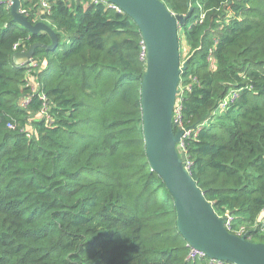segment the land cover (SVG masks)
Instances as JSON below:
<instances>
[{"label": "trees", "instance_id": "obj_1", "mask_svg": "<svg viewBox=\"0 0 264 264\" xmlns=\"http://www.w3.org/2000/svg\"><path fill=\"white\" fill-rule=\"evenodd\" d=\"M161 1L187 16L174 122L179 110L175 131L190 136L179 152L216 214L233 218L231 232L264 243V0ZM21 7L59 45L37 51V68L18 67L16 44L26 52L51 39L0 4V264H211L189 258L146 154L137 24L108 3Z\"/></svg>", "mask_w": 264, "mask_h": 264}, {"label": "water", "instance_id": "obj_2", "mask_svg": "<svg viewBox=\"0 0 264 264\" xmlns=\"http://www.w3.org/2000/svg\"><path fill=\"white\" fill-rule=\"evenodd\" d=\"M117 6L137 24L146 50V71L141 85L143 131L146 154L153 172L163 180L174 200L180 234L194 250L210 260L231 264H264V243H253L247 234L229 232L227 217L216 214L214 206L187 169V156L179 152L189 129H178L174 114L181 76L187 70L182 63L179 28L187 16L175 15L161 0H104ZM14 23L33 36L46 34L49 46L36 43L26 52L13 55L18 67L30 65L39 49L54 51L57 34L44 22L31 24L20 13L21 0H12ZM232 216V214H230Z\"/></svg>", "mask_w": 264, "mask_h": 264}, {"label": "built area", "instance_id": "obj_3", "mask_svg": "<svg viewBox=\"0 0 264 264\" xmlns=\"http://www.w3.org/2000/svg\"><path fill=\"white\" fill-rule=\"evenodd\" d=\"M34 1H37V5H38L39 9L41 10L42 14H45V13L49 14L50 13V11H51L50 2L52 0H34ZM65 1H68L70 3H72V2H83V3H86L87 5H99L101 3H107L104 0H65ZM0 4H5V5H7V6H9L11 8L13 3H12V0H0ZM108 6L112 10H115V11H117L119 13H122L123 12L121 9H119L115 5L108 4ZM20 13L22 15H24L25 17H28L30 15L26 10H23L22 7H20ZM40 19H41V15L38 14L36 16V19L34 21V24H36L38 22H42V21H39ZM14 52L15 53L19 52V44H16L14 46ZM37 67H38V64L36 63V60L34 58L32 60V62L30 63V65L26 66L25 68L26 69H35ZM236 99H237V93L236 92H231L230 95L224 101V103L221 105V107L223 109L226 108L229 105V103L234 102ZM28 104H30V100L29 99H26V101L23 103V107H26ZM180 121H181L180 111L178 110L177 111V119L175 120V122H176L177 125H179L180 124ZM9 127L11 129L14 128V126H12V125H10ZM189 136H190V132H188L185 135V137L183 139V142ZM183 142L181 144H183ZM187 169H188V163H187ZM228 215L229 214H227V216H226L227 217V221L225 223V226H226L227 230L229 232H231V228H232L231 227V223H232V219L233 218L229 217ZM263 218H264V213H263ZM242 233H243V231H240L239 234H238V236H242L241 235ZM189 258L191 260H193V261H197V260H204V259L207 258V256H206V254L204 252L198 251V250H194V249L191 248ZM210 263L211 264H230V263H226V262H222V261H217V260H210Z\"/></svg>", "mask_w": 264, "mask_h": 264}, {"label": "rangeland", "instance_id": "obj_4", "mask_svg": "<svg viewBox=\"0 0 264 264\" xmlns=\"http://www.w3.org/2000/svg\"><path fill=\"white\" fill-rule=\"evenodd\" d=\"M69 47V43L64 44L62 47L59 48L58 51H63ZM184 58L182 59V63H184ZM176 123V122H175Z\"/></svg>", "mask_w": 264, "mask_h": 264}]
</instances>
